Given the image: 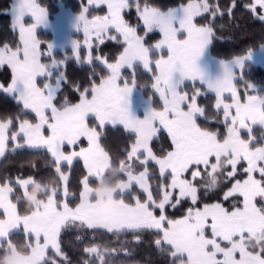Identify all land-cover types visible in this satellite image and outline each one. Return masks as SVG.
<instances>
[{
	"label": "snow or ice",
	"instance_id": "snow-or-ice-1",
	"mask_svg": "<svg viewBox=\"0 0 264 264\" xmlns=\"http://www.w3.org/2000/svg\"><path fill=\"white\" fill-rule=\"evenodd\" d=\"M88 4L106 6L107 12L91 20L86 16L88 8L74 15L72 27L78 33L83 32L84 45L91 50L94 36L99 42L95 45L98 50L105 39L120 41L122 38L123 51L114 63L108 62L106 57H93L89 51L84 63L98 62L108 74L101 77L98 84L93 82L83 91L76 85L74 90L79 92V101L70 103L65 98L59 106L55 102L57 94L62 82L67 80L65 72L59 69L66 65L67 58L59 61L53 58L50 63H42V55H53V45L48 42L47 53H42L41 42L35 34L37 26L47 22L46 8L37 0H13L11 5V27L18 30L20 43L15 49L7 43L0 47V66L7 64L12 70L11 83L7 88L0 85V89L22 105L20 115L30 111L35 114L36 122L19 120L18 131L9 137L14 121L11 118L0 120V157L5 155L9 139L13 143V152L24 148L46 149L56 176L51 178V183L34 176L18 177L15 185L10 179L0 183V255L8 249L17 250L20 244L12 237L22 229L26 254L15 264H57L56 260L47 257L49 248L69 264L61 249L63 231L74 230L75 241L83 243L86 230L93 233L105 230L115 236L130 233L137 245L143 243L145 233L151 234L155 237L151 244L159 254L169 258V264H264V203L257 206L258 200L264 201V144L253 147L257 138L252 135L253 126L264 129V95L252 83L247 84V88L257 94L246 95L243 103L237 94L234 82L243 78L244 63L249 58L247 54L216 61L219 74L215 76L198 64L216 37L213 22L217 15H223L219 7L210 6L208 0H189L187 4L167 11L149 5L147 0L143 6L140 0H88ZM257 6L264 9V0H253V3L244 5L253 15ZM132 7L143 23L145 35L153 30L160 32L162 38L154 45L146 46L144 37L137 35V28L124 19L122 13ZM235 7L233 0L228 9L229 16ZM205 13L212 16L208 23L198 25L194 22L195 17ZM26 17H30L33 23L26 25ZM258 18L264 21V15ZM112 30L116 35H109ZM70 43L73 58L79 64L81 44L78 40ZM153 49L167 51L166 56L160 55L155 60L152 84L163 102V110L152 108L150 99L147 102L138 99L139 106L144 107L140 119L131 110L135 79L131 85L125 80L123 86L118 80L122 69L135 70L138 64L152 71ZM257 59L264 60V55H257ZM54 69L58 72L55 82L39 87L37 78L46 77L51 81ZM186 81L193 84L199 81L208 91L215 93L217 115L214 118L219 119L218 113L222 109L225 133L198 124L199 117L205 120L209 117L206 109L198 105L199 89L191 96L181 91ZM224 93L231 94L232 103H224ZM90 116H94L101 130L106 124L119 123L135 134L126 158L119 160L118 166L109 152L101 147V132L97 131V126H89ZM160 128L166 130L171 139V150L163 156L155 155L150 147ZM242 129L248 130V140L241 138ZM82 137L88 141L87 148L64 152L66 145L75 146ZM21 139L23 143H20ZM259 140H264V131ZM141 156L144 157L140 160L143 170L137 173L133 159ZM76 159L83 161L87 175L80 181L79 203L73 208L65 202L69 175L62 171V164L67 162L71 166ZM149 161H154L159 168L160 183L156 186L155 196L150 184L154 173L149 171ZM241 161L247 164L244 168L247 178L236 180L223 199L227 201L239 196L242 206L233 205L229 210L221 203L205 204L203 209L188 208L180 219L167 217V208L175 209L185 199L190 198L193 205L197 203L199 188L194 183L197 177L204 180L206 192L215 190L219 186L217 175L230 166L227 177L234 178ZM201 165L206 177L202 175ZM113 168L117 176L110 195L111 204L101 213L96 209L94 188ZM189 171L192 180L184 178ZM257 172L259 179L255 177ZM90 179L94 180V185L90 184ZM37 182L43 191L22 214L18 205L25 204L31 186ZM59 185H64L65 201L57 200ZM133 185L139 187L145 197L143 200L133 196L134 202L129 203L118 198L126 195ZM17 189L20 194L13 202L12 196ZM157 210L159 215H156ZM88 238L95 240L94 235ZM221 241L227 242L226 246H222ZM83 252L93 258L84 260L83 264H94L97 259L99 264H112L108 258L120 255L118 251L96 243L84 247ZM125 255L131 253L126 251Z\"/></svg>",
	"mask_w": 264,
	"mask_h": 264
},
{
	"label": "trees",
	"instance_id": "trees-1",
	"mask_svg": "<svg viewBox=\"0 0 264 264\" xmlns=\"http://www.w3.org/2000/svg\"><path fill=\"white\" fill-rule=\"evenodd\" d=\"M41 7H45L47 13L52 16L61 8L72 11L73 13H79L83 8L86 7L85 0H37ZM189 0H147V3L151 6L160 8L161 11H167L169 8L178 7L181 4H187ZM233 0H208L210 6L219 7L223 15H217L213 22L214 30L216 32V37L213 40L211 46H209V54L215 60H231L237 56H243L250 52L257 51L261 46L264 45V21H261L258 17L253 15V13L245 9V4H251L252 0H235L236 7L233 9L231 16L228 14V9L232 6ZM145 0H140L141 6H143ZM12 5V0H0V47L7 43L10 47L15 49L19 43L18 32L12 29L11 27V16L10 9ZM106 13L105 6H94L88 7V12L86 16L89 19L97 15H104ZM122 15L126 22L137 28V35L144 37V43L146 46H152L160 39V33L157 30L147 33L145 35V29L143 27L142 21L139 20L135 7H132L130 10H125ZM212 19L211 13H205L201 16L195 17L194 22L198 25L208 23ZM109 35H116L114 30L110 31ZM37 37L42 41L41 49L44 50L42 53H45L46 45L48 41L52 39V35L48 31L39 30L37 31ZM80 40L81 35H78ZM99 42L94 41L93 47L90 50H87V47L81 46L79 49V55L81 62L77 64L73 58L71 50H66L64 52L55 51L53 57L56 59H65L67 58L66 65H61L59 71H64L67 77L66 82H62L61 91L57 94L56 103L59 106L63 103L64 99L70 103H77L79 101V92L75 91V86H80V91H83L84 88H90L93 82L99 83L101 77L106 76L107 70L105 67L98 63L93 62L91 65L84 63V58L89 54L93 57L97 55L106 57L108 62L114 63L116 58L123 51L122 38L120 41H113L105 39L103 44L99 45V49L95 47ZM250 50V51H249ZM160 55H164V52L158 54L153 49V54L151 56L152 60V71L145 70L142 65L138 64L135 70L124 68L121 71L120 82L124 83L125 80L129 84L132 83L133 79L136 82V88L139 89L144 97L150 99L151 106L156 110L163 109V103L160 98L154 93L152 84L154 82L153 77L156 72L154 62ZM42 61H50L48 56L42 55ZM133 72L135 73L133 75ZM95 73V75H93ZM58 72L56 69L53 70L52 80L49 82H55V75ZM239 75V74H238ZM242 79H237L235 87L237 93L241 99V102H245L246 95H255L256 92H253L251 89L247 88V84L252 83L256 88L261 91L260 94L264 95V65H255L253 63H246L242 70ZM12 80L11 69L7 65L0 66V85H3L6 88ZM48 78L42 77L37 80L39 85H42ZM194 89L203 90V94L198 97V105L206 109V115L209 117L208 120H205L203 117L198 118V124L202 128H208L212 131H219L222 134L225 133V126L223 124V112L220 110L218 115L219 119L214 117L217 115V110L215 109L216 97L212 93L204 92L203 88H200L198 84L193 86L190 84H185L182 87V91L191 94L194 93ZM90 96V93H89ZM226 100H229L227 98ZM230 101V100H229ZM22 112V105H18L16 100L6 94L3 90H0V120L6 118H11L14 123L10 127L8 132L9 137L13 132L17 131V125L19 120L28 119L31 122L35 123V114L30 111H26L25 114L20 115ZM18 117V119H17ZM89 126H97V131L101 132L100 144L109 154L113 157L116 165L118 166L119 160L125 159L127 155V150L130 149L131 144L135 140V135L129 132H126L123 128L116 126L106 125L103 130L98 127L95 119L90 117L88 119ZM264 131L260 126H253L252 135L256 137V141L253 143V147L261 146L264 144V140H259L261 132ZM241 138L244 140L249 139L248 131H241ZM223 139V135H221ZM86 139L81 138L80 141L75 146H65L64 152L69 153L71 151H79L80 148L86 146ZM150 147L152 151L157 156H163L168 151L171 150V139L168 136L167 132L164 130H159L156 137L150 142ZM13 143L9 139L6 153L0 159V183L4 179H10L15 185V180L19 178H27L28 176H34L37 179L43 178L45 180L51 179L56 176L54 171V165L50 163V154L47 153L45 149H17L15 152L12 151ZM212 162L215 160L213 158ZM134 167H136V172L142 170V165L138 162H133ZM246 167V162L241 161L238 165V171L234 178H228L227 172L231 171L230 166L225 168L223 173L217 175L219 181V186L212 191H205L203 184L204 180L200 177H197L194 183L199 188L198 191V201L195 205L192 204L191 200L185 199L178 205L175 209L168 207L166 215L169 219H180L186 213L188 208L201 209L205 204L221 203L225 208L231 210L233 205H241V197L234 196L230 197L227 201L223 199V195L228 191L232 184L236 180L243 181L246 179V174L244 173V168ZM149 171L154 173V177L150 180V184L153 186L154 196L156 195V186L160 183L159 180V171L154 164H148ZM200 170L202 175L206 177L204 168L201 165ZM62 171L68 173L69 180L67 182L68 189V198L65 201L63 188L64 185H59L60 191L57 196L58 202L64 200L69 204V207H75L79 203V193L82 190V184L80 181L85 175H87L86 170L83 167L82 160L76 159L71 166L67 163L62 164ZM210 171V169H209ZM256 178L259 179V173H255ZM126 179V177H122ZM184 178L192 180L191 172L184 174ZM169 180V177H168ZM58 181V178H57ZM94 180L90 179V184L94 185ZM96 189H102L99 186ZM20 192L17 189L15 195L12 196L13 202H15L16 195H19ZM133 196H139L141 200L144 199V195L138 191L136 186H133L129 192L123 197L126 202L133 203ZM174 202V201H173ZM264 201H257V206H260ZM18 210L23 214L26 210L24 203L18 205ZM156 215H159V211H156ZM86 238L95 236L96 244H100L102 247L106 246L109 249H114L120 253L119 256L109 257L112 264H169V258L161 255L155 249L154 245L151 244V241L155 239L151 234L145 233L146 237L142 244H135L133 241L132 235L121 234L115 236L103 232L102 230H97L93 233L90 230H86ZM210 235V232H208ZM69 237L74 238L75 241V231L74 230H65L61 233V248L67 257L69 264L73 256L70 255L68 247L70 244L66 241ZM12 239L18 242L20 245L24 242V235L21 230L18 233L14 234ZM91 240V239H90ZM122 242V243H121ZM80 244V243H78ZM222 246H226V243L221 242ZM130 252L131 255H125V252ZM71 256V258L69 257ZM47 257L56 260L57 264H65V261L56 256L53 251H47ZM93 258L88 255H84V258L79 259V263L83 264L84 260H92ZM94 264H99L98 259L94 261ZM179 264V262H177Z\"/></svg>",
	"mask_w": 264,
	"mask_h": 264
},
{
	"label": "rangeland",
	"instance_id": "rangeland-1",
	"mask_svg": "<svg viewBox=\"0 0 264 264\" xmlns=\"http://www.w3.org/2000/svg\"><path fill=\"white\" fill-rule=\"evenodd\" d=\"M12 3H13V0H12ZM85 3H86V7L88 8V7H94V6H96L95 4H93V5H89L88 4V0H85ZM252 3H253V0H252ZM106 7V6H105ZM11 10V9H10ZM106 12H107V8H106ZM9 13H10V11H9ZM75 14H79V13H73L72 11H70V10H67V9H65V8H61L59 11H58V13H56V14H54V15H52V16H50L48 13H47V22H46V24H42V25H38L37 26V28L35 29V34H36V38L38 39V37H37V31H39V30H43V31H48V32H50L51 33V35H52V39L50 40V41H48V42H50L52 45H53V53L55 52V51H60V52H64V51H66V50H71V40H78L79 42H80V44H81V46H84V47H87V46H85L84 45V40H85V37H84V34H83V32L81 31L80 33H78L73 27H72V24H73V18H74V15ZM260 15H264V9H260L259 8V6H257V9H256V14H255V16L256 17H259ZM11 16V15H10ZM87 19H89L88 17H87ZM195 19V18H194ZM89 20H91V19H89ZM31 23H33V21L31 20V18L30 17H26V19H25V24L27 25V24H31ZM143 24V23H142ZM17 32H18V30H16ZM154 31V30H153ZM158 31V30H157ZM160 33V32H159ZM18 35H19V32H18ZM78 35H81V38H80V40H79V38H78ZM162 37H161V34H160V39H161ZM181 39L183 38V37H180ZM19 39H20V37H19ZM159 39V40H160ZM39 40V39H38ZM40 41V40H39ZM94 41H96V39H95V37L93 36L92 37V43L94 42ZM41 42V44H40V51L42 52V51H44V50H42L41 49V47H42V41H40ZM87 50H89V48L87 47ZM158 54H161V53H163L164 52V56H166L167 55V51H166V49L163 51V52H160V51H158V50H156V49H154ZM47 47H46V50H45V53H47ZM250 53H252V52H250ZM209 54V53H208ZM46 56H48V58H49V60L50 61H48V62H43L42 61V59H41V62L42 63H50L51 62V59H53L54 57H53V55L52 56H49V55H47L46 54ZM204 56H207V49L205 50V52L202 54V57H201V59L198 61V64L201 66V67H208V66H214L215 67V69H214V76L215 75H218L219 74V71H218V66L216 65V62L214 61V64L213 63H211V62H208V60H207V57L205 58ZM41 58H42V56H41ZM56 59V58H55ZM56 60H58L59 61V59H56ZM216 61H219V60H216ZM212 65H211V64ZM153 64H155V63H153ZM140 65H142V64H140ZM245 65V64H244ZM155 66V65H154ZM143 67V66H142ZM213 68V67H212ZM47 82H49V80H47V81H45L42 85H39L38 83H37V85L39 86V87H41V86H43L45 83H47ZM123 84V83H122ZM185 84H190V85H194L193 84V82L192 81H186L185 82ZM184 84V85H185ZM195 84H198L199 86H200V88H203L204 89V92H208V93H212V94H214L215 95V93L214 92H210V91H208V89H207V87L205 86V85H201L200 84V82L199 81H197ZM131 85V84H130ZM197 89H194V92L196 91ZM200 90V89H199ZM135 91H137V93H138V98H140V99H142V100H144L145 102H147L149 99L148 98H146V97H144V95L142 94V92L139 90V89H135ZM153 91H154V89H153ZM181 91H182V88H181ZM182 92H184V91H182ZM200 92H201V94H203V90H200ZM154 93H155V91H154ZM156 94V93H155ZM193 93H191V94H189V96H191ZM238 94V93H237ZM157 95V94H156ZM90 97V96H89ZM138 98L136 97V96H132V100L135 102V109H142V113H143V115H144V107H141V106H139V104H138ZM227 98H229V100H226ZM163 103V102H162ZM224 103H232V99H231V94L230 93H224ZM152 107V106H151ZM153 108V107H152ZM161 110H163V109H161ZM221 111H222V109H221ZM223 112V111H222ZM141 113V112H140ZM233 114H234V109H233ZM257 126H259V125H257ZM17 129H18V125H17ZM242 130H244V131H248V130H246V129H242ZM241 130V131H242ZM17 132V131H16ZM11 136V135H10ZM67 146V145H66ZM144 159V157L143 156H141L139 159H133V162L135 161V162H138V164H140V160H143ZM148 164H154L155 165V162L154 161H149V163ZM141 165V164H140ZM156 167H157V169H158V171H159V168H158V166L157 165H155ZM246 166H247V164H246ZM142 170H143V165H142ZM141 170V171H142ZM134 171L136 172L137 170H136V167H134ZM255 177H256V175H255ZM170 179H171V177L169 176V181H170ZM133 186H136V185H133ZM136 188L138 189V191L140 192V193H142L141 192V190L139 189V187L138 186H136ZM95 190H98V189H95ZM99 190H105L104 192H107L108 190L107 189H99ZM104 197H105V195H104ZM145 198V197H144ZM103 199V198H102ZM189 200H191L190 198H188ZM61 201H64V200H61ZM134 202V201H133ZM240 206H242V198H241V205ZM201 209H203V207L201 208ZM1 212H2V210H0ZM210 223V222H209ZM103 232H106L105 230H102ZM209 232H210V229H209ZM107 233V232H106ZM43 242V240L41 239V243ZM68 244H70L71 246H70V248L68 247V251H70V255L71 256H73V258H72V260H71V263H74V264H77V263H79V259H81V258H84V255H87V254H85L84 252H83V249H84V247H86V246H91V244H93V243H95L96 242V240H90V239H85L84 241H83V243H80V244H76L75 242H74V238L73 237H69L68 238V240L66 241ZM221 242H223V241H221ZM97 243V242H96ZM224 243H227V242H224ZM62 249V248H61ZM48 250H51V251H53L51 248H49ZM53 253H55L54 251H53ZM71 256H69L70 258H71ZM237 258H238V254H237Z\"/></svg>",
	"mask_w": 264,
	"mask_h": 264
},
{
	"label": "clouds",
	"instance_id": "clouds-1",
	"mask_svg": "<svg viewBox=\"0 0 264 264\" xmlns=\"http://www.w3.org/2000/svg\"><path fill=\"white\" fill-rule=\"evenodd\" d=\"M116 176L117 172L116 169L113 168L110 170L107 178L105 180H102L99 182L98 186L102 189H107L108 191L105 193V199L98 200L97 199V192L94 188V194L96 196L95 205L98 212H103L104 208L111 204L110 195L111 192L115 188V182H116ZM47 183H51V179H48L46 181ZM43 191L41 185L39 182L33 184L29 190L28 196L25 198V206L30 207L34 201L35 198L39 197L41 192ZM25 245H19L16 251H13L11 249H8L4 252L3 255H0V264H15L16 260L25 255Z\"/></svg>",
	"mask_w": 264,
	"mask_h": 264
},
{
	"label": "crops",
	"instance_id": "crops-1",
	"mask_svg": "<svg viewBox=\"0 0 264 264\" xmlns=\"http://www.w3.org/2000/svg\"><path fill=\"white\" fill-rule=\"evenodd\" d=\"M209 53V47L207 48V56H204L205 58L207 57V60H208V62H211V63H213L214 64V61L216 62V60L215 59H213L211 56H210V54H208ZM248 56H249V58L245 61V63L244 64H246V63H253V64H255V65H264V60H261V59H257V55H264V45L263 46H261L257 51H255V52H252V53H248L247 54ZM155 63V62H154ZM210 63V64H211ZM4 65H7V64H4ZM155 65V64H154ZM212 65V64H211ZM8 66V65H7ZM9 67V66H8ZM213 67V68H212ZM10 68V67H9ZM205 68H207V70L209 71V73H210V75H212V76H214V69H215V67L212 65L211 67L210 66H208V67H205ZM11 69V68H10ZM11 72H12V70H11ZM39 78H42V77H38L37 78V80L39 79ZM11 83V82H10ZM118 83L121 85V86H123V84L120 82V78H119V80H118ZM206 86V85H205ZM41 87H43V86H41ZM7 88V87H6ZM0 90H3V89H0ZM155 91V90H154ZM156 93V92H155ZM157 94V96L159 97V93H156ZM132 96H136L137 98L139 97L138 96V93H137V91H133V93H132ZM90 98V97H89ZM138 99H140V98H138ZM131 110H132V114L133 115H135V116H137V117H139L140 119H142L143 118V113H142V109H135V102L132 100V104H131ZM141 112V113H140ZM90 117H93L94 118V116H90ZM89 117V118H90ZM95 119V118H94ZM96 121V120H95ZM96 123L98 124V122L96 121ZM106 125H110V126H113V127H116V126H119V127H121V128H123L124 129V126L122 125V124H119V123H117V124H115V125H113V124H106ZM18 128H19V123H18ZM125 130V129H124ZM160 130H164L163 128H160ZM17 131H18V129H17ZM126 132H129V133H131L130 131H128V130H125ZM164 131H166V130H164ZM167 132V131H166ZM45 134H47V132H46V130H45ZM132 134H134V133H132ZM135 135V134H134ZM83 138V137H82ZM86 139V138H85ZM86 141H87V139H86ZM20 143H23V141H22V139H21V141H20ZM88 147V141H87V143H86V146L85 147H83V148H87ZM46 150V149H45ZM47 151V150H46ZM0 159H1V157H0ZM83 162V161H82ZM63 163H67V162H63ZM96 192H97V199L98 200H103V199H105V197H104V195H105V193L106 192H104L105 190H95ZM103 198V199H102ZM0 215H2V212L0 211ZM21 231H22V229H21Z\"/></svg>",
	"mask_w": 264,
	"mask_h": 264
}]
</instances>
